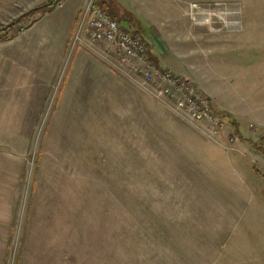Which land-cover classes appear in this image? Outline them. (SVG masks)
Returning a JSON list of instances; mask_svg holds the SVG:
<instances>
[{"label":"rangeland","instance_id":"374dc122","mask_svg":"<svg viewBox=\"0 0 264 264\" xmlns=\"http://www.w3.org/2000/svg\"><path fill=\"white\" fill-rule=\"evenodd\" d=\"M52 1L0 0V264H264V0L109 3L219 128L79 24L26 90L10 37Z\"/></svg>","mask_w":264,"mask_h":264},{"label":"built area","instance_id":"2783aa9c","mask_svg":"<svg viewBox=\"0 0 264 264\" xmlns=\"http://www.w3.org/2000/svg\"><path fill=\"white\" fill-rule=\"evenodd\" d=\"M78 32L91 42H106L116 48L133 72L153 83L158 95L174 98L177 109L193 120L215 122L216 128L224 126L208 98L199 94L188 80L150 63L144 40L120 28L117 20L97 5V0H86ZM261 137L264 139V133Z\"/></svg>","mask_w":264,"mask_h":264},{"label":"crops","instance_id":"0c3cea01","mask_svg":"<svg viewBox=\"0 0 264 264\" xmlns=\"http://www.w3.org/2000/svg\"><path fill=\"white\" fill-rule=\"evenodd\" d=\"M52 2H47L43 5V10L26 26L22 33H15L10 37V41L14 42L12 45L15 48L16 60L19 63L32 60L31 65L24 69V72L28 73L32 80V85H29L26 90H32L33 93L36 92L37 96L39 95L38 97H42V94L37 93L39 91L41 93L45 91L44 97H47V88L41 89V87L39 88L38 85H35L37 81L44 79L43 81L45 82V80H48L47 77L44 78L43 76L45 74L48 75L51 70L48 69V65L44 66L45 61L52 56L51 53L58 49L62 52L66 50L70 35L74 31L75 26L79 24L86 4L85 1L82 3L80 0H54ZM124 9L132 11L126 7ZM117 17L120 19V16ZM40 60L43 62H41V66H39ZM16 67L19 71L22 70L20 66L17 65ZM17 81L20 82V85L17 84L16 89H14L24 94L23 80L19 78ZM5 87L8 88L7 84H5ZM0 89L5 90L3 87H0ZM33 93L30 95H34ZM255 206L264 209V203L255 204L253 207Z\"/></svg>","mask_w":264,"mask_h":264},{"label":"trees","instance_id":"16d2710c","mask_svg":"<svg viewBox=\"0 0 264 264\" xmlns=\"http://www.w3.org/2000/svg\"><path fill=\"white\" fill-rule=\"evenodd\" d=\"M113 1L114 0H97V5L100 6L101 8H103L111 17H113L114 19H116L117 22L119 23L120 28L126 30L127 32H129L133 36H136V37L141 38L140 29H138L137 27H135V24H136L135 21H137L135 18H134L135 19L134 22H132L131 20H128L127 18L118 19L117 15H115L114 13H110V11H109V8H110L109 7V3L113 2ZM146 57H147V59L149 58L148 55ZM216 113H218V112H216ZM253 145L264 156V146L258 145L256 142H253ZM262 195L264 197V192H263Z\"/></svg>","mask_w":264,"mask_h":264}]
</instances>
